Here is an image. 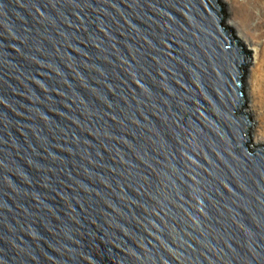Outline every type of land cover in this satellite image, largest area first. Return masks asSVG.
Masks as SVG:
<instances>
[{
	"label": "water",
	"instance_id": "95a60500",
	"mask_svg": "<svg viewBox=\"0 0 264 264\" xmlns=\"http://www.w3.org/2000/svg\"><path fill=\"white\" fill-rule=\"evenodd\" d=\"M252 58L223 0H0V264H264Z\"/></svg>",
	"mask_w": 264,
	"mask_h": 264
},
{
	"label": "bare ground",
	"instance_id": "6f19581e",
	"mask_svg": "<svg viewBox=\"0 0 264 264\" xmlns=\"http://www.w3.org/2000/svg\"><path fill=\"white\" fill-rule=\"evenodd\" d=\"M233 6L239 11V14L243 17V24L247 26L248 29H253L256 32V36L253 40H260L262 43V57H258V49L253 47L250 43L245 42L251 49H253L252 65H257L255 70L252 72V78L250 81V94L252 97V103L256 108H259L262 112L261 121L264 127V0H232ZM229 12V11H227ZM249 71V70H248ZM247 85V81H246ZM248 99V94L246 90V101ZM249 101V99H248ZM247 105L251 112L250 105ZM253 117V113L251 112ZM254 125L257 121L254 120ZM257 125L254 126V130ZM253 130V131H254ZM253 142L255 138L252 134Z\"/></svg>",
	"mask_w": 264,
	"mask_h": 264
},
{
	"label": "rangeland",
	"instance_id": "374dc122",
	"mask_svg": "<svg viewBox=\"0 0 264 264\" xmlns=\"http://www.w3.org/2000/svg\"><path fill=\"white\" fill-rule=\"evenodd\" d=\"M224 3L227 5V25L232 26L234 28V30L238 33V35L241 37V39L244 42L250 43L251 45H253V47L258 49V57H262V53H260V50L262 49V45H261V41L258 40H253L256 36V32L253 29H248L246 25L243 24V17L241 16V14H239V11L236 10L233 6V2L232 0H223ZM257 65H250L249 71L246 75V81H247V85H246V90H247V94H248V104L250 105V109L251 112L253 113V118L254 120L257 121V127L256 129L253 131V137L255 138V143H263L264 142V127H263V123L261 121V117H262V112L260 111L259 108H256L254 106V104L252 103V97L250 94V81L252 78V72L255 70Z\"/></svg>",
	"mask_w": 264,
	"mask_h": 264
}]
</instances>
